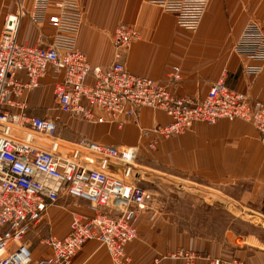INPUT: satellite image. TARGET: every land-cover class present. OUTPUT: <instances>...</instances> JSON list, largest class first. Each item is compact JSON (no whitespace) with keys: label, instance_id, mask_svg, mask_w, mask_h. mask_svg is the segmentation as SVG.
Listing matches in <instances>:
<instances>
[{"label":"built area","instance_id":"obj_1","mask_svg":"<svg viewBox=\"0 0 264 264\" xmlns=\"http://www.w3.org/2000/svg\"><path fill=\"white\" fill-rule=\"evenodd\" d=\"M14 1L15 12L0 15V264H73V258L91 240L107 249L114 264H129L126 247L138 237L140 215L145 210L152 211L153 217L158 214L155 193L142 184L151 178L138 163V148L82 139L72 146L70 157L58 156V119L32 115L22 99L38 89L41 79L51 72L62 76L54 89L57 108L72 118L109 121L121 129L141 108L164 111L171 119L168 124L141 131L152 148L157 138L184 134L194 122L214 125L220 120L251 123L264 144V99L252 100L230 89L227 72L211 85L205 99L178 97L169 86L182 81L179 66L171 68L166 82L127 69L126 52L140 39L135 27L118 25L112 63L106 68L93 67L78 48L84 24L79 0H32L30 8L28 0ZM210 1L145 0L174 14L178 27L189 32L199 29ZM25 18L38 26L48 24L54 31L51 39L41 36L36 46L21 44L18 36ZM233 51L255 63L245 67L247 76L256 78L263 73L264 32L258 22L247 24ZM20 72L25 73V82L18 79ZM36 137L51 141L52 147L36 144ZM62 196L86 201L96 215L86 219L75 214L69 236L44 241L53 255L34 260L25 239ZM175 257L194 264L197 255ZM210 264L223 262L212 260Z\"/></svg>","mask_w":264,"mask_h":264},{"label":"crops","instance_id":"obj_2","mask_svg":"<svg viewBox=\"0 0 264 264\" xmlns=\"http://www.w3.org/2000/svg\"><path fill=\"white\" fill-rule=\"evenodd\" d=\"M31 1L28 0V8ZM79 1L84 9V24L78 48L93 67L106 68L112 63L113 34L118 25L125 23L135 27L141 35L126 52L125 63L131 73L166 82L171 68L179 66L183 79L169 86L170 91L178 97L203 100L211 85L227 72L226 83L230 89L252 100L264 99V71L256 78L247 76L245 67L255 63L233 51L250 22H258L264 32V0H211L196 32L178 27L174 14L145 0ZM6 3L7 8L2 7L0 15L15 12V1ZM53 33L48 24L38 26L25 18L18 40L21 44L36 46L41 36L49 41ZM18 79L25 82L27 77L20 72ZM61 80V74L51 72L41 79L38 89L22 99L27 101L32 115L58 119L57 154L62 158L71 156V148L80 138L105 146L136 147L140 158L151 153L146 151L150 140L142 139V129L171 121L164 111L149 107L139 109L136 117L128 119L121 129L109 121L99 123L72 118L61 113L55 102L54 89ZM96 113L101 115L99 110ZM157 141L162 162L167 166L217 184L248 182L250 191L239 202L264 218V144L251 123L242 120H220L214 125L194 122L184 134L169 140L159 137ZM34 142L46 149L52 147V142L43 138L36 137ZM75 214L86 219L96 215L86 201L69 196H62L48 209L43 221L25 239L34 260L53 255L44 241L69 236ZM153 215L152 211L145 210L139 217L138 237L126 247L129 264H188L185 257H175L180 253L196 254L194 264H210L212 260L223 264H264V241L256 237H229L224 242L192 238L180 232L159 211L155 217ZM73 264L114 263L107 249L91 240L73 258Z\"/></svg>","mask_w":264,"mask_h":264},{"label":"rangeland","instance_id":"obj_3","mask_svg":"<svg viewBox=\"0 0 264 264\" xmlns=\"http://www.w3.org/2000/svg\"><path fill=\"white\" fill-rule=\"evenodd\" d=\"M6 2L0 0V13ZM158 144L153 148L148 144L146 151L151 153L143 154L138 163L149 173L150 182L142 184L155 193L154 206L162 217L192 238L224 242L229 237H256L264 241V218L240 204L250 191L248 182L217 184L167 166Z\"/></svg>","mask_w":264,"mask_h":264}]
</instances>
